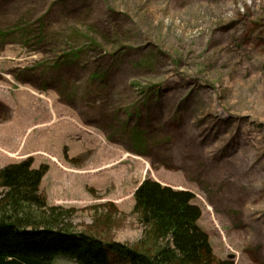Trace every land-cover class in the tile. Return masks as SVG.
Wrapping results in <instances>:
<instances>
[{
  "label": "rangeland",
  "instance_id": "obj_1",
  "mask_svg": "<svg viewBox=\"0 0 264 264\" xmlns=\"http://www.w3.org/2000/svg\"><path fill=\"white\" fill-rule=\"evenodd\" d=\"M0 34V170L150 256L137 189L192 192L217 261L264 264V0H0Z\"/></svg>",
  "mask_w": 264,
  "mask_h": 264
},
{
  "label": "trees",
  "instance_id": "obj_2",
  "mask_svg": "<svg viewBox=\"0 0 264 264\" xmlns=\"http://www.w3.org/2000/svg\"><path fill=\"white\" fill-rule=\"evenodd\" d=\"M2 35L0 34V37ZM48 168L33 169L24 161L0 170V264H54L57 259L77 264H220L208 234L198 225L202 216L194 193L176 190L151 179L135 193L134 213L156 243L165 247L153 256L118 243L104 244L76 234L64 224L71 211L47 206L41 182ZM33 207L49 209V219L33 215Z\"/></svg>",
  "mask_w": 264,
  "mask_h": 264
}]
</instances>
